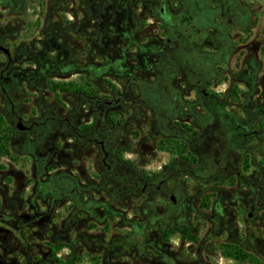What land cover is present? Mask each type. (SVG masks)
<instances>
[{
	"label": "rangeland",
	"instance_id": "obj_1",
	"mask_svg": "<svg viewBox=\"0 0 264 264\" xmlns=\"http://www.w3.org/2000/svg\"><path fill=\"white\" fill-rule=\"evenodd\" d=\"M81 2L0 0V45L9 51L12 71L4 93L0 82V200L28 198L37 171L29 155L37 145L35 128L23 133L24 139L1 137L14 135L16 115L28 126L37 121V109L50 113L55 88L70 92L104 86L108 97L119 88L135 92L154 86L163 91L166 84L169 68L157 63L151 49L174 38L164 29L152 0H88L84 10ZM164 2L172 12L174 28L187 32L178 38L191 40L201 50L197 77L209 79L205 91L214 96L212 102L200 96V110L207 115L200 113L201 131L191 136V142L175 152L164 146L159 150L167 154L154 151L151 157L138 152V145L156 134L155 126L145 124L150 113L141 102H123L128 120L111 127V134L131 140L129 149L140 157L137 167L151 158L157 172L154 185L164 183L151 195L140 194L138 187L136 207H132L129 198L134 191L122 184L130 179L127 170H110L122 181L107 173L106 214H116L113 202L123 199L127 202L123 216L138 222L132 254L118 255L113 261L166 264L158 253L141 252L154 232L156 246L183 248L179 255L177 250L168 252L184 264H264V137L242 136L264 122V0ZM232 23L236 24L233 30H223ZM6 61L0 52V70ZM184 79L171 80L176 86L181 82L189 86L192 79ZM222 122L231 130L221 127ZM166 140L168 145L172 141ZM46 197L39 196L40 211L44 209L41 198ZM90 223L97 234L99 224ZM124 225L115 220L104 230L108 234L121 231L123 236L129 230ZM46 227L44 231L37 226V247L44 248L56 238ZM165 231L179 236L162 238ZM108 234H104L105 242ZM114 246L129 244L119 239Z\"/></svg>",
	"mask_w": 264,
	"mask_h": 264
},
{
	"label": "flooded vegetation",
	"instance_id": "obj_2",
	"mask_svg": "<svg viewBox=\"0 0 264 264\" xmlns=\"http://www.w3.org/2000/svg\"><path fill=\"white\" fill-rule=\"evenodd\" d=\"M152 1L164 29L174 38L173 41L166 38L164 44L160 42L159 48L151 49L158 59L157 63L169 68L164 78L166 84L163 91L149 86L137 88L133 92L132 88L125 87L107 97L104 86L92 91L81 88L70 92L55 88L50 113L45 114L37 109V121H32L28 126L16 115L14 135L1 136L5 139H24L23 133L33 128L37 130L35 153H29L37 164L30 196L24 200H0V264H120L113 261V258L132 254L133 247L130 245L135 244L132 238L138 222L123 216L122 207H126L127 203L123 199L113 202L117 207L116 214H106L109 212L103 198L107 185L106 175L108 173L122 181L120 176L115 177L116 174H111L110 170H121L123 167L127 170L130 179L122 181V184L134 191L129 198L132 207H136L138 187L140 194L151 195L153 190H160L164 180L154 185L157 172L152 168L151 158L137 167L140 157L129 149L131 140L111 134V127H119L128 120L129 111L122 109L123 102H141L150 113L151 118L146 119L145 124L155 126L156 134L152 133L146 142H141L138 152L151 157L154 151L167 154L159 150L164 146H168V151L175 152L181 151L186 141L191 142V136L195 137L196 132L201 131L199 118L202 111L198 100L203 96L212 102L214 96L205 91L209 79L202 81L197 77L202 65L201 50L197 44H191V40L178 38L182 34L186 36L187 32L174 28L171 23L172 12L168 11L164 0ZM81 8L88 9V0H82ZM235 27L236 24L232 23L223 30L230 31ZM4 56L7 61L0 70L3 93L4 84L12 74L9 69L10 55ZM174 78L192 79V82L190 80L189 86H183L185 83L182 82L176 86L172 81ZM202 113L207 115L206 111ZM186 118L190 119L186 121ZM220 126L230 129L223 122ZM247 135L264 137V122H259L258 129H248L247 133L242 134L243 137ZM166 138L172 139L169 145L166 144ZM122 155L127 158L123 160ZM46 181L49 186H42ZM42 195L48 197L41 198L43 203L40 206L44 209L40 211L37 201ZM170 198L174 200L172 195ZM170 203L174 207L176 202ZM90 220L99 224L97 234L90 227ZM115 220L120 224L125 222L124 227H129L123 236L121 231L105 232V227L108 228ZM37 226L44 231L49 226L51 237H56L44 248L37 247ZM104 234H108V242L104 241ZM161 235L162 238L179 236L175 231L161 232ZM154 238L157 235L152 232L151 240L145 243L141 252L146 250L151 256L158 253L159 257L163 256L166 264H184L180 257L176 259L172 255L174 253L168 252L177 250L179 255L182 247H176L177 244L175 247H158ZM119 239L127 240L129 246H114L112 249ZM140 239L141 242L145 239L144 232Z\"/></svg>",
	"mask_w": 264,
	"mask_h": 264
},
{
	"label": "water",
	"instance_id": "obj_3",
	"mask_svg": "<svg viewBox=\"0 0 264 264\" xmlns=\"http://www.w3.org/2000/svg\"><path fill=\"white\" fill-rule=\"evenodd\" d=\"M0 52H2L4 55H6L7 57H9V53H8V50L6 48L0 46ZM170 201L171 202H174L173 198H170Z\"/></svg>",
	"mask_w": 264,
	"mask_h": 264
}]
</instances>
